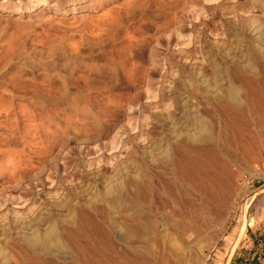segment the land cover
<instances>
[{"label": "rangeland", "instance_id": "rangeland-1", "mask_svg": "<svg viewBox=\"0 0 264 264\" xmlns=\"http://www.w3.org/2000/svg\"><path fill=\"white\" fill-rule=\"evenodd\" d=\"M263 2L0 0V264H104L109 219L125 236L161 232L141 264H230L246 249L264 220V186L245 177L263 154ZM185 161L215 180L193 223L121 198ZM48 232L37 255L29 236Z\"/></svg>", "mask_w": 264, "mask_h": 264}, {"label": "bare ground", "instance_id": "bare-ground-1", "mask_svg": "<svg viewBox=\"0 0 264 264\" xmlns=\"http://www.w3.org/2000/svg\"><path fill=\"white\" fill-rule=\"evenodd\" d=\"M260 4H261V2H260ZM248 20H251V19H248ZM255 22H257V21H255ZM240 23H241V21H240ZM244 23L246 24V22H244ZM245 24H243V25L246 26ZM259 25L264 26V23L259 24ZM246 29L248 31V29H249L248 26L246 27ZM256 29H257V27H256ZM249 31H251V30H249ZM190 153L187 151L181 150V156H182L181 158H185V157L187 158V156L189 157V156L193 155ZM177 156H179V155H177ZM182 161H184V160H182ZM189 166L190 165L187 164V162L185 161V165H184L185 169L183 168V170H185L186 172H184L183 176H177L176 175L177 173L175 174L173 172V170H171L170 176H168L167 178H165L163 175H161V178L160 177L149 178L145 175H141L136 182H133V183H131V185H129L128 189L126 190V193L121 198L124 199L126 201V203L133 204L137 207L144 208L146 210L144 212L147 214L146 217H151V216H153V214L156 215L157 213L160 214V212L166 214L167 213L166 211L169 208H171L173 206L175 207V205H177L178 212H177L176 208H175V210H176V213L181 215L180 217H182V223L186 222L185 217H188L191 220V222L193 223L194 220L198 216L203 215L204 212L208 211V209H212V207H210L211 203L207 200L208 198H206L207 197L206 194H210V192H212L211 186L213 184L212 182H214L215 180L213 179L214 181H212L211 176L210 177L209 176L204 177V174H205L204 171H202L203 172L202 175L197 173L198 170L197 171L195 170V173H194V170L192 169L193 171H191V167H189ZM163 172H165V170ZM180 174L181 173H179V175ZM187 182H191L192 184L187 183ZM90 206L84 207V209L87 211H89L91 209L94 210V208H92ZM94 214L96 215V213H94ZM165 214H162L159 216H161L162 219L169 218ZM146 217L143 216L142 220L144 223L148 222V218H146ZM33 219H35V218H33ZM162 219H160V220H162ZM113 220H115V219H113ZM100 221H103V220H100ZM36 222H38V221H36ZM33 223H34V221H33ZM168 223H169V221L167 223H164L162 220L161 224L165 226ZM192 223H191V225H189L190 227H188V228H186L188 226L187 223L186 224L184 223L185 226L187 225L186 227H184V229L194 231L196 229L198 223H197V225H194ZM103 224L104 223H102L100 225L104 228L105 233L109 239V242H110V249L109 250L111 251L110 256L107 257V259L104 261V264H109L112 262L114 264H141V263H144L147 261H153L154 260L155 255H156L157 250H158V247L156 246L158 244V242L156 244L155 239H156L157 235H161L160 234L161 232H159V234L152 232L155 235V236H152L151 235L152 233L149 232V229H147V230L144 229L148 225H145V227L143 229L146 231H143L142 227H140L141 225L139 226V224L138 225L134 224V226L130 225V226L126 227V229L128 230V235L125 236V235H122L123 228L117 230L116 229L117 223L112 221L111 219L107 220L105 225H103ZM117 228H119V227H117ZM27 229H28V227H27ZM163 229H164V235L163 236L167 237V235H168L166 233L167 228L163 227ZM116 230H117V232H116ZM54 231H55V229H54ZM39 232H41V231H39ZM49 232L46 235H45V233H42L45 236H42L39 233H37L33 236H29L30 237V244L32 246V249L30 248L31 251H34L37 255H39V251H42V250L45 251L46 250L45 242L49 241V243H50V241H53V239L57 238V237H54L53 234L49 233ZM115 232H116V235H118V236H116V238L114 237ZM197 232H200V231H197ZM54 241H56V240H54ZM140 243L142 244L141 246L139 245ZM47 244H48V242H47ZM51 244H53V242ZM142 247H144L143 250H141ZM44 248H45V250H44ZM172 253H173V251H172ZM175 254L177 256L176 258L184 261L185 255L183 253L176 252ZM175 254H173V255L175 256ZM113 258H115L116 260ZM76 259H77V263H80L79 257H76Z\"/></svg>", "mask_w": 264, "mask_h": 264}, {"label": "crops", "instance_id": "crops-1", "mask_svg": "<svg viewBox=\"0 0 264 264\" xmlns=\"http://www.w3.org/2000/svg\"><path fill=\"white\" fill-rule=\"evenodd\" d=\"M247 231L249 235L244 240L246 249L242 248L230 264H264V220L250 226Z\"/></svg>", "mask_w": 264, "mask_h": 264}, {"label": "built area", "instance_id": "built-area-1", "mask_svg": "<svg viewBox=\"0 0 264 264\" xmlns=\"http://www.w3.org/2000/svg\"><path fill=\"white\" fill-rule=\"evenodd\" d=\"M245 177L247 178V180H251L253 182V185L259 184L260 187L264 186V140L262 158L250 167V169L245 173Z\"/></svg>", "mask_w": 264, "mask_h": 264}]
</instances>
